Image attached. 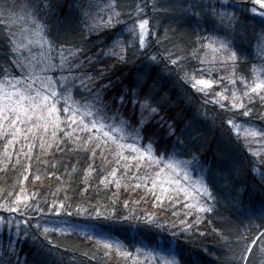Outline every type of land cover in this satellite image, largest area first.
I'll use <instances>...</instances> for the list:
<instances>
[{
	"label": "snow or ice",
	"instance_id": "6c2138e0",
	"mask_svg": "<svg viewBox=\"0 0 264 264\" xmlns=\"http://www.w3.org/2000/svg\"><path fill=\"white\" fill-rule=\"evenodd\" d=\"M118 6L117 0H86L78 8L79 16L73 24L56 18L54 0H0V145L4 160L13 163L19 185L11 192H0V229L13 228L17 236L24 237L31 230L32 238L43 237V250L48 255L66 248L51 239L50 233L75 234L106 250L120 251L122 241L113 235L111 224L104 221L135 220L148 230L170 228L173 237L203 236L207 233H200L199 228L212 222L209 215L213 219L222 215L217 207L222 206L219 180L231 177L218 178L212 169L205 168L207 162L198 155V139H202L197 135L198 128L189 124L177 129L167 124L160 115L163 105L147 80L138 79L133 88L109 100L112 82L107 70L96 69L103 58L127 63L130 49L133 57L145 55L149 61L145 67L156 65L176 85L187 89L200 104L201 113L213 105V110L219 108L231 114L221 126L226 123L230 132L235 130L232 142L237 147L257 139L264 143V125L244 127L241 139L242 126L235 119L254 115L256 120L264 121V116L255 112L257 103L264 106V55L254 57L259 65L252 66L249 78L242 71L250 63L249 56L238 42L241 29L250 27L245 21L259 17L258 30L253 27L252 34L264 44V0H140L135 6V18L124 14L127 19ZM245 12L251 17L242 19ZM156 13L167 14L171 24L190 29V56L181 55L176 45L175 50L162 46L145 51L161 43L155 36L162 27L157 24L158 16L153 15ZM121 24L124 28L112 36V43L94 52L98 45L91 44L89 38L110 35L109 30ZM168 31L173 30H164L165 39ZM124 32L137 43L126 44L120 38ZM149 36L154 38L149 40ZM129 105L132 116L126 114ZM154 123L166 126L169 139L175 138L171 151L161 152L160 144L147 135ZM37 148L38 168L43 163L40 157L53 148L55 153L83 152L88 157L87 171L96 173L98 187L103 185L111 191L114 185L117 190L123 187L133 192L143 188L162 211L165 201L173 207L180 205L181 212L174 211L172 215L182 218L179 223L165 225L153 213H138L128 200L119 198L93 203L83 197L72 198L67 192L60 197L52 193L51 200L45 199L43 191L29 194L23 182L29 175L41 180V175L32 171ZM9 150L15 154L14 161ZM252 156L261 157L249 161L252 168L264 167L260 151L252 152ZM49 174L55 172L50 169ZM121 180L128 183L122 185ZM82 182L87 185L83 189L86 193L92 184L87 176ZM218 224L211 231L218 244L216 250L221 252L220 264H264V202L258 207L238 209L235 221L226 218ZM136 251L144 253L143 248ZM121 254L132 257L130 252ZM146 259L150 264H186L183 252L173 241H156ZM134 260L139 264L138 258ZM0 264L28 261L21 260L20 253L9 245L0 255Z\"/></svg>",
	"mask_w": 264,
	"mask_h": 264
},
{
	"label": "trees",
	"instance_id": "16d2710c",
	"mask_svg": "<svg viewBox=\"0 0 264 264\" xmlns=\"http://www.w3.org/2000/svg\"><path fill=\"white\" fill-rule=\"evenodd\" d=\"M85 2L86 0H54V15L61 22H70L73 17L78 18V8ZM117 2L119 5L117 10L121 11L122 17L127 19L124 14H132L134 17L135 6L140 0H117ZM153 15L158 16L157 24L162 26L159 31H155V36L160 37L161 43L154 45L153 49H146L145 51H154L162 46L175 50L173 46L176 45L181 49V55L190 56L192 51L191 37L188 34L190 29L182 25L171 24L167 14L156 13ZM243 17L250 18L251 13L245 12L242 14V19ZM128 22L130 23V21ZM245 23L250 25V27L241 29L238 42L250 60L247 69H242V71L251 78L252 66L259 65V60L254 57L264 55V44H260L252 34L253 27L258 30L259 17L255 20L248 19ZM123 28V24L117 25L116 28L109 30L110 35L101 34L100 37L95 35L90 37L91 44L98 45V47L93 48V51H99V48L105 44H111L112 36ZM169 28L173 31H168L167 39H165L164 30ZM120 38L126 44L137 43L134 37L125 35V33ZM153 38V36H150V40ZM101 40L103 43H101ZM137 51H139L138 48ZM89 54L91 55V53ZM128 56L130 59H128L127 63H121L115 58L105 57L96 65L97 70H107L106 75L112 82L109 100L119 97L122 90L133 88L138 79L141 81L147 80L148 87L154 88L157 99L163 105L160 115L165 118L167 124L175 125L177 129H183L189 124L198 128L197 135L202 137V139H198V146L200 147L198 155L202 161L207 162L205 168L212 169L213 174L218 178L221 176L231 177V179L219 180L222 206L218 205L217 207L222 215L215 219L209 215V219L212 222L206 223L199 228L200 233H207V235L203 236L189 234L188 236L178 235L173 237L170 228L168 230L163 228L148 230L143 223L135 220L120 223L104 221L106 224H111L113 235L122 241L123 247L120 251L106 250L102 245L91 243L85 240L84 237L75 234L61 235L50 233L51 239L58 243L62 242L66 248L62 247L60 253L54 256L48 255L43 250V237L39 239L32 238L30 230L28 237L16 235L14 240H12V237L8 239L5 237L1 242L0 255L11 245L20 253L21 260L26 259L28 264H36L37 261L43 262V264H135L134 258H138L139 264H150V261L146 259V254L150 251L152 245L156 241H173L179 246L180 251L183 252L186 264H220L218 258L221 256V252L216 250L218 244L211 229L219 227L218 221L222 219L230 218L235 221L238 209L251 205L258 207L261 202H264V178H262L264 177V167L257 166L252 168L249 163L250 160L261 158L260 156L253 157L252 152L260 151L261 155H264V143L257 139L244 147H237L232 142L236 135L234 130L230 132L226 123L221 126L226 119L231 118V114L226 115L219 108L213 110V105H208L205 108L204 113L206 114L201 113L199 111L200 104L190 97L187 89L176 85L167 73L156 65L145 67L146 64H149L145 55L133 57L130 49ZM221 75H228V73L222 72ZM149 76L151 77L150 79ZM104 82L107 83L108 81L105 80ZM255 112L264 116V106L257 103ZM126 114L128 116L133 114V109L130 105ZM235 119L236 123H241L245 127L264 125V121L256 120L254 115L244 118L237 116ZM248 121H251V124L247 123ZM147 135L160 144L161 152L165 150L171 151L176 143L175 138L169 139L166 126L157 127L154 123L148 128ZM240 136L243 139L244 135L242 133H240ZM248 149H251L252 152H249ZM38 151V148L34 150L32 171L40 174L41 180L36 181L32 175H29L28 181L23 182V186L29 190V194L43 191L46 193L45 199L51 200L52 193L60 197L67 192L72 198L83 197L92 200L93 203L97 201L105 203L107 200L119 198L120 200H128L130 207L138 213H153L156 217L161 218L165 225H170L172 222L179 223L182 218V215H172L174 211L181 212L180 205L173 207L165 201L164 210L162 211L156 205L152 195L145 192L143 188L133 192L131 190L125 191L123 187L117 190L114 185L111 186V191L105 189L103 185L98 187V182L94 180L96 173L87 171L88 157L83 152L77 154L69 150L64 153H55L53 148L52 151L46 152L40 157L43 163L38 168L35 158V153ZM9 152L13 156L14 161L15 154L12 150H9ZM53 153L55 154L53 155ZM96 163H100L99 152L97 153ZM132 163L134 164V162ZM12 168L13 163L4 160L3 146L0 145V192H11L19 186L16 179L17 174L12 171ZM50 169L55 172V175L49 174ZM85 176L88 177L89 182L92 184L86 193L83 189L87 185L82 182ZM120 182L122 185L128 183L125 180ZM112 192H115L116 195L113 196ZM237 200L240 203L237 204ZM135 201H139V203H134ZM0 203H3V200H0ZM117 210L121 211L119 205H117ZM124 214L127 213L125 212ZM61 215L63 216V214ZM79 219L81 218H76L77 221ZM21 228H23V225H21ZM137 248H143L144 253L138 254ZM205 249L208 251H205ZM85 252L89 253V255L85 256ZM122 252H130L132 257L124 256L121 254ZM209 253L212 254L210 255Z\"/></svg>",
	"mask_w": 264,
	"mask_h": 264
},
{
	"label": "rangeland",
	"instance_id": "374dc122",
	"mask_svg": "<svg viewBox=\"0 0 264 264\" xmlns=\"http://www.w3.org/2000/svg\"><path fill=\"white\" fill-rule=\"evenodd\" d=\"M75 21H76V18L75 17H73V19H70V22H72L73 24L75 23ZM125 33V35H129V34H127L126 32H124ZM130 36V35H129ZM132 37V36H131ZM131 39V38H130ZM149 40H150V36H149ZM131 41H133V40H131ZM238 125H241L242 126V129H241V132L240 133H242V135H244L243 134V128L245 127V126H243L241 123H237ZM234 132H235V130H234ZM236 133V132H235ZM150 187V186H149ZM159 189V188H158ZM156 190L157 192L160 190ZM142 208H146V207H142ZM141 209V208H140ZM151 211V210H150ZM158 214H161V213H158ZM5 237H7V239L8 238H10V237H12L13 239L12 240H14L15 238H16V231H15V229H13V228H5V229H0V247L2 246V240L5 238ZM112 251H116L115 249H113Z\"/></svg>",
	"mask_w": 264,
	"mask_h": 264
}]
</instances>
